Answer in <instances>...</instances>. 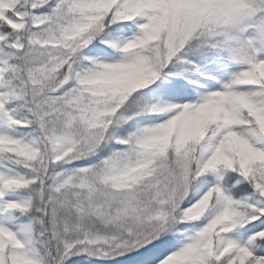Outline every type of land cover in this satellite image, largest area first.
Masks as SVG:
<instances>
[{"label": "snow or ice", "instance_id": "6c2138e0", "mask_svg": "<svg viewBox=\"0 0 264 264\" xmlns=\"http://www.w3.org/2000/svg\"><path fill=\"white\" fill-rule=\"evenodd\" d=\"M0 264H264V0H0Z\"/></svg>", "mask_w": 264, "mask_h": 264}]
</instances>
